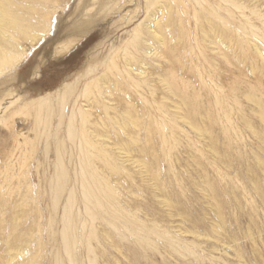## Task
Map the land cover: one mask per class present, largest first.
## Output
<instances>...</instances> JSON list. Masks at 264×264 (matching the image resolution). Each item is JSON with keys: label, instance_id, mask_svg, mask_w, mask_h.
<instances>
[{"label": "rangeland", "instance_id": "obj_1", "mask_svg": "<svg viewBox=\"0 0 264 264\" xmlns=\"http://www.w3.org/2000/svg\"><path fill=\"white\" fill-rule=\"evenodd\" d=\"M77 1L0 73V264H264V0H133L56 55Z\"/></svg>", "mask_w": 264, "mask_h": 264}, {"label": "bare ground", "instance_id": "obj_2", "mask_svg": "<svg viewBox=\"0 0 264 264\" xmlns=\"http://www.w3.org/2000/svg\"><path fill=\"white\" fill-rule=\"evenodd\" d=\"M72 1L73 0H23L26 4L23 15L19 12L15 13L12 9H8L5 4V0H0V73L5 70L4 67L7 68L10 64L21 62V60L25 57L29 46L36 44L39 40L43 39L47 32L46 25L53 19V14L57 10L59 12L57 5L59 3L61 5L67 4L66 8L68 9L67 11L64 10V13H68V11L71 10L70 5L72 4ZM132 1L133 0H78L76 7L71 12L73 16L74 14H77L73 17L75 24L77 25L75 28H67V34L64 36L66 38L63 37L64 39L59 40V43L55 46V54L65 56L70 53L74 48H76V46H78V44L94 26H96L101 20L106 19L112 13L120 14V26L133 24L140 12H142V9L140 10L139 3L135 8L121 14V12L124 11ZM152 1L153 0H144V7L146 11H148L152 5ZM15 2L18 3L17 0ZM169 7L170 4L163 5L156 9L154 13H150L148 18L151 19V25H143L142 31L144 34L153 35L156 38L154 37L155 40L147 39L145 42H150L147 44V47L144 46L145 44L140 46L142 49L141 51L146 53L154 49V53H158L161 52L162 48L167 45L169 37L167 32L171 27V24L168 21ZM85 9L86 12H84ZM20 16H22V18ZM134 31L135 29L131 31V36H133V38H138V35H136L137 33ZM214 43L216 44V49L219 48L220 50H223L225 56L228 57L225 51L229 46L228 41L216 40ZM150 46L151 49L147 50ZM254 47L263 57L264 52L261 47L256 43L254 44ZM127 64H130L131 67H133V71L137 70L135 64L130 63L129 59H127ZM87 73L88 70L82 73V75ZM82 75L80 77H82ZM159 76L160 82L162 84H167V73L161 72L159 73ZM99 79L106 86L105 88L108 92H113L114 89H117V84H115L109 77H101ZM71 85V83L65 85L63 90L65 92L69 91ZM82 89L83 87L78 85L77 88L73 90V101L71 104L73 107L75 106V102L77 100V98H75V94H81ZM12 93L14 92L7 91L5 95H3L0 102ZM68 97L69 96L63 97L60 102L65 101ZM247 97L254 102H258L257 97L254 95H247ZM47 98V94L43 95V99ZM176 107L178 108L179 105ZM259 112L261 117L264 119L263 111L260 110ZM251 128L253 132L258 134V129L255 126L251 125Z\"/></svg>", "mask_w": 264, "mask_h": 264}]
</instances>
